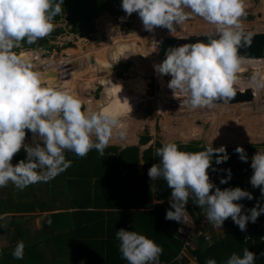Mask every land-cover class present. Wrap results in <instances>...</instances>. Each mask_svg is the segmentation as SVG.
I'll return each mask as SVG.
<instances>
[{
	"label": "clouds",
	"instance_id": "obj_1",
	"mask_svg": "<svg viewBox=\"0 0 264 264\" xmlns=\"http://www.w3.org/2000/svg\"><path fill=\"white\" fill-rule=\"evenodd\" d=\"M63 2L0 0V187L12 183L23 190L54 179L71 166L65 151L84 158L95 149L103 156L113 130L119 128L115 116L82 110V102L75 95L42 86L40 73L12 52L21 41L33 44L46 37L53 29V19L62 12ZM121 7L128 16L138 13L147 31L162 27L172 34L176 25L193 14L217 25L218 38L210 36L207 43L169 48L166 59L155 68L162 75H171L168 87L174 96L177 92L185 94V103L193 109L211 107L219 101L229 103L235 98L234 84L242 59L237 51L242 43L238 22L243 15L242 0H122ZM244 41L250 45V38ZM26 129L33 133L34 145L25 144ZM22 148L27 158L13 165V157ZM235 152L243 162L248 161L242 146ZM155 155L160 159L148 170L150 191L158 190L153 182L160 179L171 189L166 220L186 224L190 199L205 210L206 220L217 228L231 217L243 232L249 221L255 223L264 213L257 203L249 214H243L244 205L235 202L253 199L250 192L240 187L221 190L210 182L208 170L213 156L217 164L229 159L225 147L213 148L211 144L203 146L202 151L185 152L176 143L166 142ZM251 168L250 183L264 196V150L252 157ZM228 173L221 184L231 179L230 169ZM116 239L128 264H160L162 247L145 235L121 228ZM24 249V242H18L13 258L23 259ZM255 259L256 253L244 248L242 254H231L225 264H254ZM205 264L217 261L209 258Z\"/></svg>",
	"mask_w": 264,
	"mask_h": 264
},
{
	"label": "rangeland",
	"instance_id": "obj_2",
	"mask_svg": "<svg viewBox=\"0 0 264 264\" xmlns=\"http://www.w3.org/2000/svg\"><path fill=\"white\" fill-rule=\"evenodd\" d=\"M242 4L243 15L238 21L241 26L239 30L263 31L264 0H242ZM185 11L190 12L189 9ZM52 23V31L61 28L65 33L55 40L51 39L46 47L24 49L20 46L12 49V52L30 64L34 71L40 73L44 87L61 89L63 86L70 85L73 80L70 79L69 73L77 72L78 81L71 94L81 100L84 110L113 115L119 120V127L124 126L125 122L128 123V128L113 130L111 142H116L121 136L120 133L127 132L128 139H132V135L136 134L137 137L145 135L149 128L153 130L156 126L155 134L158 139L163 137L162 139L166 140L164 136H169L173 140L181 138L187 142L200 136L205 142H214L219 146L259 145L255 154L258 150H264V102L255 100L193 109L185 103L188 99L185 94L177 92V96H174L173 90L168 86L165 89H170V93L162 92L164 83L169 84L172 77L156 71L155 66L165 60L159 57L160 42L169 35L186 36L217 31V25L193 14L182 25H176V31L172 34L162 27L147 31L138 13L113 17L107 11L94 20L95 31L89 36H86L84 32L71 33V25L64 13L59 19L54 18ZM127 23L130 27L126 25ZM75 36L78 37L77 41L73 40ZM87 44L90 45L87 46ZM132 45L135 50L129 52L126 58L118 57L117 59L120 60L115 59L106 65L101 63V59L105 61L108 59L106 54L110 53L112 48ZM136 50L140 57H136ZM127 64L130 65L126 66ZM52 65H61L62 68L59 70L47 68ZM53 71L60 72L59 78H51L56 86H50L44 80L45 78H42L43 73ZM99 73L105 78L104 82L99 81L100 85L105 87V91L103 86L93 84L94 79L91 77ZM111 73L116 79L123 80L124 84L116 79L114 81L118 84H114L110 77ZM88 81L90 83L87 85ZM137 82H140L142 86V93L139 94L129 89V84L136 85ZM255 83L264 85V59H241L234 87ZM107 84L112 85V88L107 87ZM121 85L126 88L120 90ZM136 100H138L136 109L132 108L131 113L129 110L125 112L127 107L124 102L131 103ZM124 113L127 114L124 116ZM128 117L130 118L124 121ZM25 132V144L34 145L33 133L27 129ZM21 152L23 155L26 154L23 148L19 151ZM32 190L30 186L20 190L12 183L6 187H0V198L5 200L2 204L0 201L2 206L0 209L4 210L8 207L14 212L27 211L31 205L34 206L37 203L26 195L31 194ZM0 218L1 225L12 227L9 225L11 217L1 215ZM36 219L34 216L14 217L17 224L26 223V227L35 224ZM24 231L33 241L42 240V236L31 233L30 229L24 228ZM6 239L3 237L0 242L5 248L9 247Z\"/></svg>",
	"mask_w": 264,
	"mask_h": 264
},
{
	"label": "crops",
	"instance_id": "obj_3",
	"mask_svg": "<svg viewBox=\"0 0 264 264\" xmlns=\"http://www.w3.org/2000/svg\"><path fill=\"white\" fill-rule=\"evenodd\" d=\"M132 86L134 88L137 87V85ZM130 117L125 118L124 121ZM123 127L128 128V123L125 122L124 126L117 129L119 130ZM155 131L156 126L153 130L149 128L148 133L145 135L138 137L136 134L132 135V139H128L129 133L123 132V136L117 137L116 142L110 141L107 146L111 148L115 147L117 150L115 152L109 150L103 156H100L98 151L96 153L91 151L85 158H82L83 160L78 161L70 157L75 153H68L65 156L66 160L72 162L69 168L48 182L30 185V188L33 190L30 192L31 194L28 193L26 195L37 203L29 207L30 211L20 210L9 213V215L11 217L25 218L34 216L37 218L36 223L28 225L29 227H26V223L20 224L22 228L30 229L31 233L33 232L35 235L39 234L42 236L41 241H33L29 237L33 242H41L43 248L45 247L48 251V255L44 254L45 263L38 264L73 262L81 264V261H78L80 253L75 245L91 241L95 247H99L102 250L107 248L109 242L116 243V246H119L116 232L121 228L136 231L148 238L151 228L156 225L151 224L150 212L152 209L157 204H166V207L170 209L169 198L160 201L155 199V197L151 198L149 193L134 195L123 193L125 182L121 180V176H124L127 170L120 167V163L116 159L123 150L134 146L139 148V162L135 168H137L140 176H144L146 173L145 153L150 148L155 149L158 143L163 145L166 142L176 144L199 142L201 147L212 144L213 148L225 147L229 158L232 156V149L238 146L247 147L245 145L219 146V144H214V142H205L204 138H200V136L192 138L191 141L187 142H184L181 138H174L176 140H173L169 136H164L166 140H163V137L158 139ZM142 137H149L150 140L146 144H142ZM255 152L248 154L247 162L250 164ZM106 155L111 158L103 159ZM141 161L144 163L141 164ZM118 168H120L123 174H119ZM225 171H227L226 166L223 167V172ZM253 171L252 169L249 180L253 175ZM118 181L120 183L119 187L117 186ZM135 187L136 185L130 190ZM150 203L152 204L151 207H149ZM194 206L192 200H189L186 205L189 213L188 221L197 220L199 217ZM250 206L254 207L251 203L250 205L246 203L245 209L242 212L249 214L248 210L251 209ZM258 219L264 220L263 213ZM153 221H155V217ZM181 228L179 229L181 230ZM227 234V230H224L218 236V239ZM157 245L161 247V245Z\"/></svg>",
	"mask_w": 264,
	"mask_h": 264
},
{
	"label": "trees",
	"instance_id": "obj_4",
	"mask_svg": "<svg viewBox=\"0 0 264 264\" xmlns=\"http://www.w3.org/2000/svg\"><path fill=\"white\" fill-rule=\"evenodd\" d=\"M122 0H64L62 5L61 14L57 15L55 19H59L61 15L64 13L67 15L69 20V24L71 25V33L78 34L80 32H84L86 36H89L91 33L95 31L94 28V20L101 16V14L105 11L109 13V15L113 17H119L123 14H126L122 7ZM135 14V13H133ZM74 25V26H73ZM128 27L129 24H126ZM64 30L61 28H57L54 31L50 32L46 37L37 40L33 44H28L26 41H21L20 46L24 49L27 48H35V47H46L51 39H56L58 36L64 34ZM84 42V41H83ZM86 42V41H85ZM90 44H87L89 46ZM13 49H17L14 47ZM63 59V58H62ZM127 64L126 66H129ZM71 75V76H70ZM70 79L73 82L67 86H63L65 90L69 93L76 87V83L78 81L77 72L69 73ZM114 84H118L114 81L116 79L112 73L110 75ZM113 77V78H112ZM118 82L123 83V80H118ZM146 89V88H145ZM82 110H84V105L82 104ZM27 132V131H26ZM150 140L149 137H142L141 143L146 144ZM199 142H192L189 144H177L180 150L185 152H198L202 151L203 147L199 145ZM162 144L158 143L156 148H150L145 153V163H146V173L144 176H140L136 165L139 162L138 152L139 148L137 146L127 148L123 150V152L119 155L117 161L120 163V167H123L127 170L124 176H121V180L125 182V189H123L124 194L134 195V194H147L151 196V198L155 197L160 201L162 199H166L170 197L171 189L167 187L166 182L163 179L154 181L153 183L157 187V191L152 193L150 191V178L148 176L149 168L159 162V157L155 155L156 149L161 147ZM259 147V145H251L247 147H243L247 153L255 152V150ZM236 149V148H235ZM235 149H232V156L224 163L217 164L216 156L214 155L212 158L211 167L208 170L210 182L213 183L216 187H219L221 190L226 188H236L240 187L253 195V199H243L240 201H236V203H240L244 205L245 209L246 203L250 205V203L255 207L257 203H259L261 208H264V196H262L260 188H254L249 180V176L251 175V164L249 162H243L239 154L235 152ZM109 150H113L115 152L117 148L106 147L104 154H107ZM94 153L97 150H91ZM89 151V152H91ZM227 152V149H226ZM68 153L72 154L71 151H65V156ZM223 155V154H219ZM71 159H76L80 161L82 158L73 154L70 156ZM27 153L22 154L17 153L13 159V165L17 164L20 160L26 159ZM85 158V157H84ZM111 158L107 155L103 159ZM114 159V158H113ZM83 160V159H82ZM226 166L227 171L223 172V167ZM215 169V170H213ZM231 170V179L226 184H221V179H226L229 175L228 170ZM120 171V168H118ZM120 175L123 174L121 171ZM120 180V179H119ZM120 183L117 182V186L119 187ZM136 187L130 190L132 187ZM264 187V186H262ZM215 190V189H214ZM213 190V192H214ZM191 200V199H190ZM5 201L4 199H1ZM0 204V208L2 207ZM195 205V204H194ZM152 204H149L151 207ZM197 216L199 220L205 214V210L199 208L197 205L194 206ZM250 208H253L250 206ZM169 209L166 207V204H157L151 213V224L154 225L151 228V231L148 235V238L153 240L156 244L161 245L163 249V253L160 256V261H166L169 264H177L174 262V258L179 254L181 247L183 245L181 241L180 227L183 226L182 223L166 220V213ZM30 211V208L27 210ZM9 213H14L13 210L8 209V207L4 210L0 209V216L7 215L5 217L10 216ZM148 213V214H150ZM11 217V216H10ZM8 217V218H10ZM155 217V221L153 218ZM13 218V219H12ZM264 218V213H263ZM1 219V218H0ZM4 219V218H2ZM262 220V219H260ZM9 226L1 225L0 222V242L3 237L7 238V242L9 247H2L0 243V264H38L45 263L44 254L48 255V251L43 248L41 242H33L28 235L25 233L21 224H17L14 220V216L11 217L9 221ZM169 230V231H167ZM225 230H227L228 234L218 239L216 235H213V240L210 243H207L204 238H199L197 240V248L194 250V255L197 257V264H205V261L209 258L215 259L217 264H225L226 260L233 253L242 254L244 248H248L250 251L256 253V259L254 264H264V240H262V236L264 235V230H253V238L254 241L245 242L239 235L238 227L235 223L229 222L225 224ZM23 241L25 244L24 249V257L23 259H15L12 256V252L16 247L17 243ZM83 244V245H82ZM115 244V246H113ZM75 247L79 250L81 264H128V262L122 258V254L119 251V246H116V243L109 242L106 249H101L99 247H95L91 241L80 243L75 245ZM117 247V248H116ZM260 255V256H259ZM262 255V258H261ZM259 256V257H258ZM99 260V261H98ZM62 264H79L78 262L73 263H62Z\"/></svg>",
	"mask_w": 264,
	"mask_h": 264
},
{
	"label": "water",
	"instance_id": "obj_5",
	"mask_svg": "<svg viewBox=\"0 0 264 264\" xmlns=\"http://www.w3.org/2000/svg\"><path fill=\"white\" fill-rule=\"evenodd\" d=\"M242 32V43L241 46H238V55L242 59H264V30L259 32H250V31H241ZM218 38L217 31H211L209 33L203 34H195V35H186V36H176V35H169L166 36L159 44V57L162 59H166V53L169 48L178 47L186 43H195L198 41H203L205 43L208 42L209 37ZM250 38V45H248L244 38ZM75 41L78 40V37L75 36ZM55 73L58 77L57 72H50ZM49 77V73L45 76V81ZM47 82V81H46ZM255 85V86H254ZM236 92L235 98L232 99L229 103H223V101H219L214 103L217 104H239L245 102H254L262 101L264 102V85L260 83L250 84V85H243L234 87Z\"/></svg>",
	"mask_w": 264,
	"mask_h": 264
},
{
	"label": "built area",
	"instance_id": "obj_6",
	"mask_svg": "<svg viewBox=\"0 0 264 264\" xmlns=\"http://www.w3.org/2000/svg\"><path fill=\"white\" fill-rule=\"evenodd\" d=\"M243 214H247L246 212H242ZM234 221L231 217H229L227 220H225L222 228H217L211 225L206 220V215L204 214L202 218L199 220H191L187 221L186 224L183 223V226L180 230L181 234V241L183 243L181 247L180 254L175 257L173 260L177 264H197V257L194 255V250L197 248V240L199 238H204V240L207 243H210L213 240V235H216L218 237L224 230H225V224ZM238 227V232L240 237L245 241L246 237H249L247 242L254 241L253 238V230H264V220L257 219L255 223H252L251 221L247 224V230L241 231ZM221 232V233H220ZM264 240V235L261 238ZM160 264H169L166 261H160Z\"/></svg>",
	"mask_w": 264,
	"mask_h": 264
},
{
	"label": "bare ground",
	"instance_id": "obj_7",
	"mask_svg": "<svg viewBox=\"0 0 264 264\" xmlns=\"http://www.w3.org/2000/svg\"><path fill=\"white\" fill-rule=\"evenodd\" d=\"M134 49V45H132V46H130V47H121V48H112V51L110 50V53H107L106 54V56H107V60L105 61V60H102L101 59V63H104L105 65L107 64V63H112L115 59L118 61V60H120V59H117L118 57H122L121 59H124V58H126L127 57V55L128 54H130L129 52H131V51H134L133 50ZM108 51V50H107ZM95 54V53H94ZM135 54H136V57H140V56H138V55H140L139 54V52L136 50V52H135ZM105 56V57H106ZM103 58V57H102ZM61 60H63L62 58H61ZM259 60V59H258ZM58 67V68H57ZM47 68H51L52 70H59V69H61L62 67H61V65H52V66H49V67H47ZM57 68V69H56ZM56 72V71H55ZM59 72V71H58ZM47 74L48 73H43V75H42V78H45V76H47ZM60 72L58 73V77L56 76V74L55 73H49V77H52V79L54 78H59L60 77ZM95 76H98V77H95ZM95 76H93V77H91V78H93L94 79V81H93V84L94 85H96V84H98L99 86H103V85H100V83H102V82H104V80H105V78H104V76L103 75H101L100 73H99V75L97 74V75H95ZM48 83H49V85L51 86V85H54V86H56V84L51 80V78H48L47 80H46ZM99 81H100V83H99ZM87 83V85L90 83L89 81L88 82H86ZM136 85H137V87L136 88H134L132 85H130L129 84V89L130 90H134V91H137V93L139 94V93H142V86H141V84H140V82H137L136 83ZM168 86V83H164V85H163V88H162V92L163 93H170V89H165L166 87ZM92 87V86H91ZM107 87H111L112 88V85L111 86H109V84H107ZM120 90L121 89H124V88H126V87H124V85H121L120 87ZM146 88V87H145ZM126 104V107H127V109H126V111L125 112H128V110H129V113H131V112H133V110L134 109H136L135 107H137L136 105L138 104V100H136V102H131V103H127V102H124V105ZM164 105V104H163ZM133 108V110L131 111V109ZM127 113H124V116L126 115Z\"/></svg>",
	"mask_w": 264,
	"mask_h": 264
},
{
	"label": "flooded vegetation",
	"instance_id": "obj_8",
	"mask_svg": "<svg viewBox=\"0 0 264 264\" xmlns=\"http://www.w3.org/2000/svg\"><path fill=\"white\" fill-rule=\"evenodd\" d=\"M111 76H112V73H111ZM113 78V77H112ZM126 83V82H125ZM123 84H124V82H123Z\"/></svg>",
	"mask_w": 264,
	"mask_h": 264
}]
</instances>
